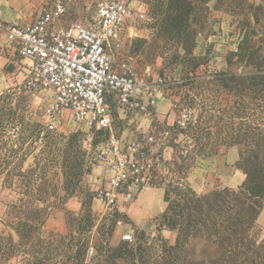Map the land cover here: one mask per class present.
<instances>
[{
  "label": "rangeland",
  "instance_id": "rangeland-1",
  "mask_svg": "<svg viewBox=\"0 0 264 264\" xmlns=\"http://www.w3.org/2000/svg\"><path fill=\"white\" fill-rule=\"evenodd\" d=\"M100 2L24 0L14 23L27 26L59 5L71 23ZM133 4L145 17L126 25L117 60L139 79L171 83L159 108L166 124L195 113L191 129L177 133L164 186L150 189L164 194V211L138 200L135 242L122 243L95 201L105 174L92 154L107 136L90 148L86 129L71 124L42 138L41 107L20 91L27 62L0 34V264H264V0ZM124 127L117 121L115 133ZM232 152L227 174L244 182L226 189L220 167ZM24 206L39 214L28 234Z\"/></svg>",
  "mask_w": 264,
  "mask_h": 264
},
{
  "label": "built area",
  "instance_id": "built-area-1",
  "mask_svg": "<svg viewBox=\"0 0 264 264\" xmlns=\"http://www.w3.org/2000/svg\"><path fill=\"white\" fill-rule=\"evenodd\" d=\"M143 1L103 0L92 17L71 23L62 20V5L57 12L44 10L27 26L0 20L9 52L27 62L20 91L41 107V137L71 124L86 129L90 148L97 136H107L92 154L105 174L95 201L123 231L124 244L135 242L129 212L145 192L164 186L168 162L176 158L173 146L181 142L177 133H187L195 122L192 110L175 113L173 125L161 121L159 108L172 92L171 83L162 77L139 79L129 64L117 60L126 25L145 17L133 3ZM5 51L0 48V59ZM127 120L138 127L134 139L115 133L117 121Z\"/></svg>",
  "mask_w": 264,
  "mask_h": 264
},
{
  "label": "crops",
  "instance_id": "crops-1",
  "mask_svg": "<svg viewBox=\"0 0 264 264\" xmlns=\"http://www.w3.org/2000/svg\"><path fill=\"white\" fill-rule=\"evenodd\" d=\"M24 0H12V2L9 4L7 2V4H3V5H0V20L6 22V23H12V24H15V25H18L16 23H14V20H16V16H20V7L22 5ZM14 6V7H13ZM32 24V23H31ZM24 24H21L20 26H23ZM30 25V24H29ZM161 113L159 111V117H160V120L161 121H165V120H162V117H161ZM165 119V118H163ZM141 122L144 123V120H141ZM125 129H124V132L122 133V135H124V137H129V138H135V134L136 132L138 131V127L137 125H133V123L130 122V124H127V123H123ZM128 126V127H127ZM145 128V127H144ZM121 135V136H122ZM231 158L233 159V163L231 164ZM236 160H235V152H232L230 155L228 154V156L226 158H224V163L223 165L220 167V171H224V174L222 175L221 172L220 174L222 175V177H220V185H223V187H226V189H234V188H237V187H240L242 185V183L244 182V179L241 178V176H235V174H227V171L229 170V167L230 166H234ZM221 163V161L219 162ZM218 163V166H220V164ZM222 164V163H221ZM217 169V167H216ZM219 171V170H218ZM227 174V175H225ZM160 198H162V201H164V194L162 193L161 190H149V192H145V194L142 196V199L140 200L141 203H143L144 205L142 206H145V203L147 204H151V205H154L156 207V210H155V214L156 213H160V212H163L165 207H161L160 204ZM139 201V202H140ZM138 202V203H139ZM136 206V205H135ZM135 206L132 208L131 211H134V208ZM131 211L129 212V216H128V222L131 224L132 222H140L142 221V218H143V214H138V212L134 211V216L133 218L130 216V213ZM142 211V210H141ZM137 217V218H136Z\"/></svg>",
  "mask_w": 264,
  "mask_h": 264
},
{
  "label": "trees",
  "instance_id": "trees-1",
  "mask_svg": "<svg viewBox=\"0 0 264 264\" xmlns=\"http://www.w3.org/2000/svg\"><path fill=\"white\" fill-rule=\"evenodd\" d=\"M23 209L29 211V216L26 218L25 222H23V225L21 227L25 231V233H26V229H27V234H28L29 230H30L29 226L33 225L32 222H34L38 219L39 214L36 211L28 210V207H26V206H24Z\"/></svg>",
  "mask_w": 264,
  "mask_h": 264
}]
</instances>
